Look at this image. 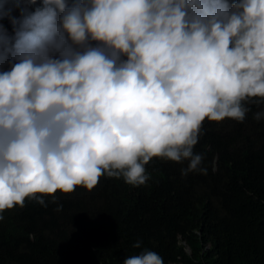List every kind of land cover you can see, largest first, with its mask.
Segmentation results:
<instances>
[{
	"label": "clouds",
	"instance_id": "clouds-1",
	"mask_svg": "<svg viewBox=\"0 0 264 264\" xmlns=\"http://www.w3.org/2000/svg\"><path fill=\"white\" fill-rule=\"evenodd\" d=\"M0 18V219L103 175L142 185L153 158L206 171L205 119L243 121L264 98V0H0Z\"/></svg>",
	"mask_w": 264,
	"mask_h": 264
},
{
	"label": "trees",
	"instance_id": "trees-1",
	"mask_svg": "<svg viewBox=\"0 0 264 264\" xmlns=\"http://www.w3.org/2000/svg\"><path fill=\"white\" fill-rule=\"evenodd\" d=\"M0 25L13 34L9 18ZM244 105L243 121L203 122L193 150L206 171L153 158L142 185L103 175L92 189L45 196L46 206L26 198L5 210L0 264H123L144 249L164 264H264V118H254L264 98Z\"/></svg>",
	"mask_w": 264,
	"mask_h": 264
}]
</instances>
